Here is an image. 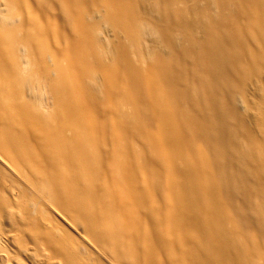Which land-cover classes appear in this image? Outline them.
Wrapping results in <instances>:
<instances>
[{
  "label": "bare ground",
  "instance_id": "6f19581e",
  "mask_svg": "<svg viewBox=\"0 0 264 264\" xmlns=\"http://www.w3.org/2000/svg\"><path fill=\"white\" fill-rule=\"evenodd\" d=\"M0 5V264H264V0Z\"/></svg>",
  "mask_w": 264,
  "mask_h": 264
},
{
  "label": "rangeland",
  "instance_id": "374dc122",
  "mask_svg": "<svg viewBox=\"0 0 264 264\" xmlns=\"http://www.w3.org/2000/svg\"><path fill=\"white\" fill-rule=\"evenodd\" d=\"M0 7H2V5H0ZM98 36L101 41L108 43L111 40V31L108 29L106 25H102L99 29ZM240 103L241 102H239V107L242 106V104L240 105Z\"/></svg>",
  "mask_w": 264,
  "mask_h": 264
}]
</instances>
